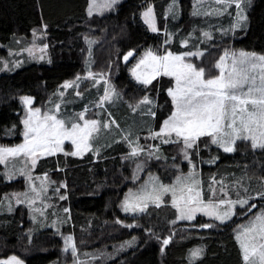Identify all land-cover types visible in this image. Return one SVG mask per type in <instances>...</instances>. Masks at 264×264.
I'll use <instances>...</instances> for the list:
<instances>
[{
	"label": "trees",
	"instance_id": "16d2710c",
	"mask_svg": "<svg viewBox=\"0 0 264 264\" xmlns=\"http://www.w3.org/2000/svg\"><path fill=\"white\" fill-rule=\"evenodd\" d=\"M180 1L181 13L174 17L168 11L171 0H120L91 16V0H38L40 14L34 0H0V147L23 141L26 95L33 96V107L57 104V88L89 69L107 73L121 91V104L112 110L111 117L119 123L113 131L129 134V129L143 125V111L152 103L140 113L133 110V104L146 96L156 101L152 108L156 121L145 117L149 125L140 128L141 137L159 129L173 112L168 89L174 81L161 76L144 84L131 71L143 50H162L165 46L166 36L153 32L142 18L149 4H154L161 29L173 35V51L207 50L202 62L209 74H214L211 68L219 71L215 63L230 48L264 54V0H251L247 27L241 28L235 27L234 9L229 15L223 13L219 19L206 21L209 16L195 14L194 0ZM204 29H210V37H202ZM193 31L192 42L182 45L181 39ZM35 45L43 48V56L36 54ZM129 52L134 56L125 60ZM139 114L143 116L135 117ZM111 117L106 112L105 118ZM96 143V148L82 155L59 152L37 161L34 174L50 176L53 182L47 197L60 208H68L69 218L56 229L50 223L37 222L24 202L15 203L12 209H0V259L16 255L26 264H50L61 256L64 232L72 235L81 256L98 254L83 264H246L236 231L264 207V195H257L264 193V149H253L249 140H241L234 152L227 153L202 137L187 155L170 143L163 145L155 157H147L143 175L148 171L163 176L168 170L174 173L181 161L190 159L202 172L207 199L213 180L225 186L232 198L248 199L227 222L206 215L178 221L175 208L169 205L154 206L142 214H125L122 199L138 183L132 145L129 138L117 139V135L104 139L102 135ZM27 187L24 176L8 178L0 162V203ZM253 204L255 207L247 210ZM205 224L213 227H202ZM169 237L170 243L164 245L163 240ZM127 240L128 248L119 249V244ZM199 245L204 246V254L191 261L189 251Z\"/></svg>",
	"mask_w": 264,
	"mask_h": 264
},
{
	"label": "snow or ice",
	"instance_id": "6c2138e0",
	"mask_svg": "<svg viewBox=\"0 0 264 264\" xmlns=\"http://www.w3.org/2000/svg\"><path fill=\"white\" fill-rule=\"evenodd\" d=\"M116 2L117 0H105L102 6L110 7ZM216 2L225 7L236 3V6L240 7L239 0H216ZM96 6V0H92L88 15H92V8ZM143 16L152 31H157L152 9L149 8ZM245 18L241 14L237 26L239 20ZM207 35L208 33H205V36ZM132 55V52L128 53V56ZM196 55L202 53L187 52L174 55L168 52L166 55L157 56L149 51L133 70L137 79L142 80L144 84H150L161 74L175 78V86L168 89L175 110L163 121L160 131L153 136L175 134L177 138L183 140L186 149L193 148L197 141L205 136L210 137L213 144L223 147L225 152L235 151V143L238 139L250 140L253 149H264V55L244 51L238 54L225 52L216 65L220 69V74L208 79H205L204 68H197L194 64L186 62V57ZM128 56H125V60ZM229 57H231L230 65L225 63ZM71 86V84L65 85V87ZM111 95L112 93L106 90L102 102L111 99ZM23 100L25 104L32 103L29 97H24ZM141 103L150 104L151 101L145 98ZM29 111V118L23 121L24 142L12 148L0 147V162H5L9 157L24 156L31 157V165L35 166L39 157L63 152L65 141H70L75 146L76 150L70 155H81L89 150V138L100 128V122L85 119V113L77 116L82 123L70 122V126H66L65 121L58 119L56 115H44L41 119L40 109ZM104 127L108 125L105 124ZM138 151L137 148H133L132 155H137ZM168 192L172 193V205L178 210L181 220H192L196 213L203 212L209 217L224 222L235 215L237 204L243 206L248 203L247 200L233 201L223 198L205 202L200 182L190 174L186 178L177 177L176 185L171 187L160 185L159 188L154 187L151 192L136 195L131 202L126 199L124 211L143 212L149 201L159 206L161 195ZM202 227L208 228L213 225L205 224ZM236 239L240 242L246 264H264V213L254 217L248 225H241ZM170 240L171 237L164 239L163 244H169ZM69 248L76 250L72 236L65 238V251ZM201 251L195 249L191 256L198 257ZM0 264H23V261L13 256L6 261H0Z\"/></svg>",
	"mask_w": 264,
	"mask_h": 264
},
{
	"label": "rangeland",
	"instance_id": "374dc122",
	"mask_svg": "<svg viewBox=\"0 0 264 264\" xmlns=\"http://www.w3.org/2000/svg\"><path fill=\"white\" fill-rule=\"evenodd\" d=\"M118 1H120V0H117V2ZM91 2H92V0H91ZM104 2H105V0H104ZM250 2H251V0H239L240 7H237L236 3H232L230 6L225 7L223 4L217 3L216 0H194V4H195L194 5V12H195V14H197L199 16L200 15H203L205 17L209 16L208 19L204 18V19H207L206 21H209L212 17L218 18V15L223 14V13L226 15H229L234 9L235 13H236L235 27H238V28L247 27V22H248L247 6ZM149 8L152 9L154 23L157 27V31L159 32L161 30V27L159 26V21L157 19L154 4H149L144 9L143 14L146 11H148ZM35 9L37 11H39L38 7H36ZM92 11H101V8L97 9V8L93 7ZM168 11H170L174 17H178L181 13V1L180 0H171ZM241 14L246 18L243 20H239V26H237L238 17ZM214 18H212V20ZM215 21L217 22V20H215ZM149 27L151 28L150 25H149ZM228 27H229V24H228ZM209 30L210 29H204L202 32L203 33L202 37H205V38L210 37L211 32ZM205 33H208V35L205 36ZM194 36H195V32L193 31L192 33L187 35L185 38L181 39V44L184 46L190 44L192 42L191 38H193ZM172 42H174V37L172 34L169 33V36L168 37L166 36L165 46H163L162 50H155L153 48H148V49L143 50L137 56V58L133 64L131 71H132V74L134 75V77L137 79L133 70L136 68V65L139 63V61L142 58H144L146 53H148L149 51H151L152 53H154L157 56L166 55L168 52H171L174 55H180V54L187 53V52L202 53V55L186 57V62L194 64L197 68H204L205 69V79L215 78L216 76H218L220 74L219 68H217L219 71H214L213 68H211V70L214 72V74H209L210 71L208 72L207 68L204 66L205 63L202 61L205 58V52L207 50L196 49V50H192V51L175 52L170 48V43H172ZM34 47H35L34 51H36V54H38L39 56H43V54H44L43 48L42 47H36V45ZM241 51H244L247 53H255L257 55H264V54L259 53V52L248 51V50H244L241 48H230V49L224 51L220 55V57L218 58V60L216 61L215 64L216 65L218 64L220 58L224 55L225 52H228L230 54L231 53H237L238 54ZM126 56H128V54ZM133 56L134 55L128 56L127 60H129ZM225 63L230 65L231 64V57H229L225 61ZM210 65H211V63H210ZM90 73H91V75H90ZM161 76H167V75L161 74V75L157 76L156 78H159ZM168 77L172 78L174 81V84L172 85V87H170V88H173L175 86V78L171 77V76H168ZM137 80L142 82V80H139V79H137ZM66 84H71L72 86L71 87H65ZM106 90H108L109 92L112 93L111 99L104 100L102 102V98L104 97ZM56 94H57V99L59 101L57 104H54L52 106L33 107L32 103L30 105L26 104L28 107V111H27V116L25 119L29 118V116H30L29 110L30 109L32 111H35V109H40L39 115H40L41 119L43 118L44 115H56L58 119H62L65 121L66 126H70V122L82 123V121H79L77 119V116L80 113H85V116H84L85 119H94V120H97L100 122L99 131L94 133L92 135V137L89 138V141H88L89 150L96 148L98 146L96 143V140L101 138L100 137L101 134H103L109 130L112 131L113 127H115L117 124H119L116 122V119L114 117H111V116H113L112 115V113L114 111L113 108H116L115 106H119L121 104L120 97L122 94H121V91L118 88V86L115 84L114 81L111 80V78H109L107 73L106 74H104L103 72L96 73V72H93L89 69V71H86L85 73L80 74L77 77H75L71 80H67L63 84H61L57 88ZM25 97L31 98L32 102H33V99H34L33 96L26 95ZM145 98H147L152 103V105L150 107H148V109L149 108L152 109L153 107L155 108L156 101L151 99L150 96H146L143 99H140L136 103L133 104L134 111H140L141 110V105L145 104V103H141V102ZM57 106H58V108H57ZM86 109H87V111L85 112ZM174 110H175V106L173 108V111ZM106 112L111 118H107V119L105 118ZM143 113H144V111H143ZM145 115H146L145 116L146 118H149V116L147 114H145ZM145 117L142 118L141 125L143 124L142 126L146 128L149 125L148 124L149 120L146 119ZM168 118H169V116L166 119H168ZM33 119H35V118H33ZM1 120H2V117L0 116V121ZM105 124H107L108 127H104ZM162 126H163V123H162L161 127ZM161 127L159 129H156L153 131L151 130L148 134L141 137V139L134 146H132V149L137 148L139 150L138 154L135 155V157H136L135 179H137L138 183L135 186L130 187L122 199L121 207H122V210L125 214H129V213L130 214H142V213L146 212L149 208L157 206V204H154L151 201H149L146 210L143 212H139V211H136V212L128 211V212H126V211H124V204H125L126 199H128L129 202H131L132 198L135 197L136 195L144 194L145 192H151L154 187L159 188L160 185L171 187L173 185H176L177 177L186 178V177H189L190 174L193 175L195 180H198L200 182V189L202 191V197H203L205 202H207L209 200L218 201L219 199H222V198L223 199H230L233 201H236V200H247L248 201V199H245V198H240V199L232 198L230 196V193L227 190V188L225 186L219 185L216 180H213V182H211V184H210L211 197H210V199H207L205 197L204 192H203L202 172L200 171V168L197 166V164H193L192 160H190V159L189 160L187 159L188 161H185V160L181 161L176 168L178 170H175L174 173H172L170 170H168L167 173L163 176L158 171H148V172H145L143 175L144 168H145L146 163H147V157H149V156L155 157L154 155H157V153L159 152L161 144L167 145V144L171 143L174 145V149L176 148L177 150L183 151L184 153H188L192 149V148L186 149L185 145L183 143V140L180 138H177L175 136V134H172L171 136L154 137L153 134L156 132H159ZM113 132H115V131H113ZM205 137H207V136H205ZM207 138H209V140L211 141L210 137H207ZM156 140H159V143H156ZM164 140H168L169 142L164 143L163 142ZM199 140L197 141V143H199ZM241 140H245V139H238L235 143V148L238 146L237 144ZM23 142H24V138L20 144H22ZM211 143H212V141H211ZM20 144H18V145H20ZM175 145H178L179 148H178V146L176 147ZM215 145L218 146L219 148H221L222 150H224L223 147H221L220 145H218V144H215ZM16 146L17 145L1 146V147L12 148V147H16ZM194 147H196V145ZM63 149H64L63 152H70V153H72L73 151L76 150L75 146L72 145L70 141L64 142ZM88 151H86V152H88ZM86 152H84V153H86ZM57 153H59V152H57ZM227 153H232V152H227ZM131 155H132V153H131ZM132 156H134V155H132ZM216 156H218V154L215 153V157ZM40 158H42V157H39L37 159V161ZM31 159H32L31 157L19 156V157H15V158L9 157L5 162H1V163H3V165L5 167L6 175L8 178L10 176H11V178H15L18 176H24L28 180V187L24 192H21L19 194L13 195V196H6L5 200L0 203V209H2V208L12 209L14 207L15 203H17L19 200L21 202L28 204V206L30 207V209L34 215V218L37 222H41L42 224L50 223V225H52L56 229H60L64 226L67 219L69 218V209L68 208H60L56 204V202L50 200L47 197L48 192L50 190V185L53 182V180L47 174L35 175L33 170H34L36 164H35V166H32L31 165ZM185 164H187V165L191 164L190 168L189 167L187 169L184 168ZM142 175H143V178L141 177ZM170 176L172 178H170L168 180V178ZM45 177H46V179H45ZM263 187H264V184H263ZM24 193H26L27 195L26 196L23 195ZM163 205H166V206L169 205L170 207L175 208L172 205V193L171 192L164 193L161 195V198L159 201V206H163ZM238 206L240 207L241 205L237 204L235 206V213L238 209ZM251 208H254V207H249L247 210H251ZM65 209H67V211H65ZM175 210L177 213V220L178 221H192L198 215H206L203 212H198L195 214V217L192 220H187V219L181 220V219H179L178 210L176 208H175ZM261 213H264V207H259V209L256 210L255 213L250 215L249 218L245 222H243L241 225H248L249 222L254 219V217L259 216ZM207 217H209V216H207ZM210 218L215 219L214 217H210ZM229 220H226L224 222H227ZM240 226L237 228V231H236L237 234H238V230L240 229ZM68 236H72V235L64 233V232L61 233V238L63 241L61 256H60L59 260L53 261L50 264H83V262L90 263L91 260H93L94 258H96L98 256V254H94V256L92 258H89L88 256H84V255L81 256L78 253L77 248L75 251H73L71 248H69L67 251H65V238ZM119 245H120L118 247L119 249L120 248H128L129 240H127V241H125ZM195 249H201L202 251L198 257L193 258L191 256V253ZM204 250H205V248L203 245L193 247L189 251L188 258L191 261H195V260L199 259L204 254ZM13 256H15L18 259H20L21 261H23V264H26L25 261L22 258H20L19 256H16V255H13ZM13 256H10V257L4 258V259H0V261H6Z\"/></svg>",
	"mask_w": 264,
	"mask_h": 264
},
{
	"label": "crops",
	"instance_id": "0c3cea01",
	"mask_svg": "<svg viewBox=\"0 0 264 264\" xmlns=\"http://www.w3.org/2000/svg\"><path fill=\"white\" fill-rule=\"evenodd\" d=\"M34 2H35V7H38L39 8V3H38V0H34ZM119 2V1H118ZM105 4V2H104V0H96V7H94V8H97V9H99V8H101V11H104V10H107V9H109L111 6H113V5H111L110 7H103L102 5H104ZM90 6H92V2H90ZM90 8V7H89ZM101 11H92V13H94V12H101ZM144 11V10H143ZM38 13L40 14V9H39V11H38ZM142 18L144 19V16H143V12H142ZM144 21H145V19H144ZM149 26V25H148ZM159 32H162L165 36H169V33L171 34V32H169V30H167V29H161ZM146 104L147 103H145V104H142L141 105V109H145V107H146ZM156 107V106H155ZM134 110V109H133ZM137 113H140L139 111H136ZM144 112L145 113H143V114H147L149 117H151V120H154V122L156 121V112H155V110L153 109H145L144 110ZM143 115L142 114H139V115H137V116H135V117H137V118H140V117H142ZM146 116V115H145ZM140 120V119H139ZM155 124V123H154ZM140 128H143L142 126L140 127ZM140 128L139 129H134V128H132V129H129V134H127L125 131H117V132H113V130L112 131H106L105 133H103V134H101L100 135V137L103 135V139L104 138H108V137H113L114 135H117V139L118 138H120V136H124V137H126V138H129V143L132 145V146H134L140 139H141V130H140ZM153 130H156V129H152V131ZM106 136V137H105ZM119 136V137H118ZM100 139V138H99ZM163 145H165V144H161L160 145V148H162V146ZM133 215H137V214H133Z\"/></svg>",
	"mask_w": 264,
	"mask_h": 264
}]
</instances>
